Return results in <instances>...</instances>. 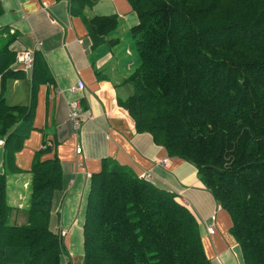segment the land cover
I'll return each instance as SVG.
<instances>
[{"label": "trees", "instance_id": "trees-1", "mask_svg": "<svg viewBox=\"0 0 264 264\" xmlns=\"http://www.w3.org/2000/svg\"><path fill=\"white\" fill-rule=\"evenodd\" d=\"M68 1L87 26L93 47L109 39L116 16L89 18L96 0ZM138 17L128 31L137 65L118 103L171 157L196 167L202 184L230 216L245 264H264V0H127ZM12 42L0 49V264H63L64 249L50 231L52 201L62 186L57 157L34 159L27 224H10L7 175L33 128L35 92L51 81L35 57L28 106H10L7 82ZM83 228V264H212L200 226L176 195L105 160L91 177Z\"/></svg>", "mask_w": 264, "mask_h": 264}, {"label": "crops", "instance_id": "crops-1", "mask_svg": "<svg viewBox=\"0 0 264 264\" xmlns=\"http://www.w3.org/2000/svg\"><path fill=\"white\" fill-rule=\"evenodd\" d=\"M86 15L116 16L119 29L109 39L120 41L113 47L104 43L94 48L86 24L70 13L68 1L0 0V39L12 40L9 52L14 55L33 50L35 57L44 59L51 77L35 92L34 129L15 155L20 172L7 175L10 224H27L33 181L30 170L36 154L47 144L51 151L43 159L57 157L63 174L62 186L52 201L50 231L60 233L68 264H83L91 177L109 159L176 195L177 202L196 218L212 264H245L230 232L229 214L202 184L196 167L171 157L151 134L138 133L134 120L118 103L132 93L131 86L123 82L137 65L133 42L127 36L138 24L136 12L127 0H96ZM12 69L25 77L7 82L5 98L10 106H28L34 66L30 71L16 65ZM76 100L82 112L92 116L78 131L69 118V103ZM3 144L0 141V174L4 172ZM163 160H169L167 166L160 163ZM145 174L149 177H143ZM210 226L214 227L212 234Z\"/></svg>", "mask_w": 264, "mask_h": 264}, {"label": "built area", "instance_id": "built-area-1", "mask_svg": "<svg viewBox=\"0 0 264 264\" xmlns=\"http://www.w3.org/2000/svg\"><path fill=\"white\" fill-rule=\"evenodd\" d=\"M35 53L33 50H23L19 51L18 55L16 56L17 64L19 65V68L23 70H32L35 62ZM69 118L73 123L74 129L78 131L80 129L81 124L84 121L91 120L92 116L87 114L85 115L82 112V109L80 107L79 101H73L69 103ZM81 148L77 149V153H80ZM169 160H163L160 162L162 165L167 166ZM143 177H149V174H145ZM208 232L210 234L214 233V227L210 226L208 228Z\"/></svg>", "mask_w": 264, "mask_h": 264}, {"label": "rangeland", "instance_id": "rangeland-1", "mask_svg": "<svg viewBox=\"0 0 264 264\" xmlns=\"http://www.w3.org/2000/svg\"><path fill=\"white\" fill-rule=\"evenodd\" d=\"M9 42V41H11V39H8V40H1L0 39V49L3 47V45H4V42ZM133 42V41H132ZM18 53H19V51L18 52H16V55H15V59H14V63H13V65L12 66H17V68H18V64L16 63L17 62V60H16V56L18 55ZM31 94H32V91H31V93L29 94V99H31ZM29 104H30V102H29ZM145 179V178H144ZM56 234V233H55ZM59 236H60V233L58 234ZM61 237V236H60ZM63 261L64 262H66V264H68V262L66 261V260H68L67 258H64V255H63Z\"/></svg>", "mask_w": 264, "mask_h": 264}]
</instances>
